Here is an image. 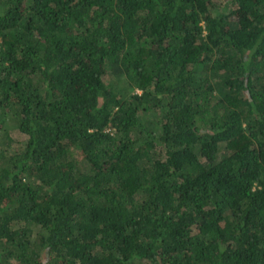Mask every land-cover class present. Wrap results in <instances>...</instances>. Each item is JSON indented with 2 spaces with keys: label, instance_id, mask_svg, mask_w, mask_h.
Returning <instances> with one entry per match:
<instances>
[{
  "label": "trees",
  "instance_id": "1",
  "mask_svg": "<svg viewBox=\"0 0 264 264\" xmlns=\"http://www.w3.org/2000/svg\"><path fill=\"white\" fill-rule=\"evenodd\" d=\"M225 1L0 0V264H264V0Z\"/></svg>",
  "mask_w": 264,
  "mask_h": 264
},
{
  "label": "rangeland",
  "instance_id": "2",
  "mask_svg": "<svg viewBox=\"0 0 264 264\" xmlns=\"http://www.w3.org/2000/svg\"><path fill=\"white\" fill-rule=\"evenodd\" d=\"M219 10L221 13L227 14L231 12L235 7L233 0H228L222 3H218ZM8 130L9 136L6 137V131ZM25 136L20 134L13 126L12 122L4 119L0 120V151L6 153H12L16 150L21 149L25 144Z\"/></svg>",
  "mask_w": 264,
  "mask_h": 264
}]
</instances>
